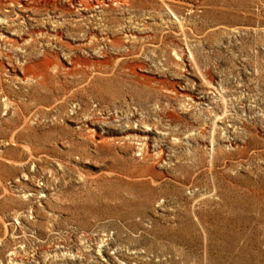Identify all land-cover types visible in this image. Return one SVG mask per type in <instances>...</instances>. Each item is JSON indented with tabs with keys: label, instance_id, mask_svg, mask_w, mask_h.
Segmentation results:
<instances>
[{
	"label": "rangeland",
	"instance_id": "obj_1",
	"mask_svg": "<svg viewBox=\"0 0 264 264\" xmlns=\"http://www.w3.org/2000/svg\"><path fill=\"white\" fill-rule=\"evenodd\" d=\"M0 264H264V0H0Z\"/></svg>",
	"mask_w": 264,
	"mask_h": 264
}]
</instances>
